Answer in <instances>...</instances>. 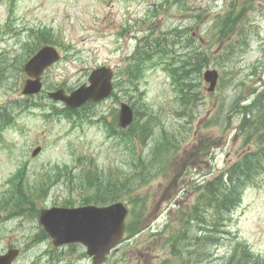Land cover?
<instances>
[{
  "label": "rangeland",
  "instance_id": "374dc122",
  "mask_svg": "<svg viewBox=\"0 0 264 264\" xmlns=\"http://www.w3.org/2000/svg\"><path fill=\"white\" fill-rule=\"evenodd\" d=\"M45 45L62 59L44 74L42 93L22 95L23 68ZM138 46L150 47L152 59L136 61ZM136 62L141 69L128 70ZM170 65L180 75L174 83ZM102 66L115 71L109 99L67 113L48 97L71 93ZM207 69L220 73L214 93L203 81ZM123 102L135 111L127 131L118 126ZM3 108L10 116H0V254L21 249L15 264H92L82 246L54 248L39 212L97 196L132 207L128 240L106 264L264 258V0H0ZM250 155L257 170L247 168L236 189L241 203L218 226L209 207L227 189L206 182ZM16 199L25 203L16 207ZM242 246L255 260L243 259Z\"/></svg>",
  "mask_w": 264,
  "mask_h": 264
},
{
  "label": "water",
  "instance_id": "95a60500",
  "mask_svg": "<svg viewBox=\"0 0 264 264\" xmlns=\"http://www.w3.org/2000/svg\"><path fill=\"white\" fill-rule=\"evenodd\" d=\"M59 59L60 56L54 48L45 47L28 61L24 71L29 76V80L25 84L23 93L25 95L40 93L42 74ZM112 79V70L101 67L90 74L88 85L84 84L70 95H66L63 90H57L49 93V97L64 102L70 110L79 108L87 102L98 103L110 96L113 90ZM218 79L216 70H209L204 74V80L209 84V92L215 91ZM133 120V109L128 104L122 103L119 126L127 129ZM39 151L40 149H37L33 154L37 155ZM126 216L127 209L121 203L104 208L93 206L52 208L41 211L40 223L51 237L53 246L81 243L87 248V255L93 257L94 264H103L112 248L122 238ZM18 254L19 251L16 250L0 256V264H13Z\"/></svg>",
  "mask_w": 264,
  "mask_h": 264
},
{
  "label": "trees",
  "instance_id": "16d2710c",
  "mask_svg": "<svg viewBox=\"0 0 264 264\" xmlns=\"http://www.w3.org/2000/svg\"><path fill=\"white\" fill-rule=\"evenodd\" d=\"M169 45L170 44L167 43V46ZM163 47L165 48V46ZM165 51L168 54L170 53V51L168 50H165ZM150 59H152V56L150 53V47L144 46L143 48H140L138 46L137 52H135V60L136 61H141V60L148 61ZM203 61H204L203 58L201 59L198 58V62L196 63V65L194 64V66H201ZM189 65L191 64H188V66ZM137 69H141V65L138 62H136V64L133 67H131V69H128V70L134 72ZM191 71H194V70L191 68ZM184 76L185 74L182 75V78ZM249 108L247 107V109ZM67 113H70V112L67 111ZM262 139H264V135L262 136ZM260 142H264V140ZM254 155H257V154H254ZM251 158H252V155L245 157L241 162L234 165L233 169L226 174V177L225 175H222L218 177L217 179L206 184V187L212 189L215 192L218 191L220 188L227 189V191L222 197V200L210 206L211 208H214L215 210V215H216L215 222L216 223L223 221L222 215L228 211H232L240 202V198L237 194L236 189L239 186H242L244 184V181L247 177V168L248 167L251 168V166L253 165L251 170L252 172L256 171L257 170L256 163H259V162H252ZM247 163H248V166H245V164ZM100 201H104V199L102 198ZM257 264H264V263H257Z\"/></svg>",
  "mask_w": 264,
  "mask_h": 264
},
{
  "label": "bare ground",
  "instance_id": "6f19581e",
  "mask_svg": "<svg viewBox=\"0 0 264 264\" xmlns=\"http://www.w3.org/2000/svg\"><path fill=\"white\" fill-rule=\"evenodd\" d=\"M43 74H44V73H43ZM43 74H42V75H43Z\"/></svg>",
  "mask_w": 264,
  "mask_h": 264
}]
</instances>
